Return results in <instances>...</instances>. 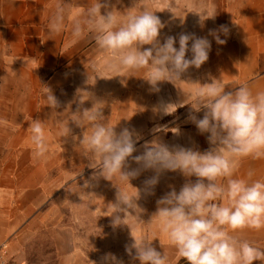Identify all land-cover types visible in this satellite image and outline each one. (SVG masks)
<instances>
[{"label": "crops", "instance_id": "1", "mask_svg": "<svg viewBox=\"0 0 264 264\" xmlns=\"http://www.w3.org/2000/svg\"><path fill=\"white\" fill-rule=\"evenodd\" d=\"M93 2L0 0V120L8 122L6 126L0 125V251L7 264H101L95 257L102 256L83 252L75 239L74 228L64 222L65 196L91 200V210H96L95 192L102 191L104 198L111 199L114 187L103 177L93 179L97 170L89 167L91 161L83 155L79 141L74 139H82L85 130L70 120L78 108L91 109L99 103L97 106L103 107L102 114L115 126L117 134L125 128L133 133L136 152L144 150L145 143L160 142L161 135L173 136L163 139L170 148L181 146L204 152L211 147L207 139L209 134H201L189 119L191 107L189 111L185 106L182 114L184 126L172 125L161 130L160 120L170 115L161 110V82L157 85L159 90L155 91L143 78V72L112 77L103 70L104 54L97 48L93 34L87 31L81 39L72 42L70 17L77 8H87ZM101 2H107L109 10L115 7L124 12L133 7L134 0ZM168 2L156 0L155 5L160 10L155 15L162 24H168L167 38L175 32L171 24L179 14L185 22H190L191 34L211 42L208 60L198 69H188L193 71L191 82L204 84L219 79L226 88L235 89L246 81L253 91L264 90V0H196L206 10L216 12L214 18L202 24L198 15L188 12L189 0H172L174 14L167 10ZM57 4L66 9L64 29L50 35L48 24ZM101 11L103 13L104 9ZM221 26L227 27V34L220 31ZM210 31H215L226 43L218 44ZM164 37L165 27L158 37L161 44ZM148 47L150 45L144 46ZM93 62L98 70L91 67ZM180 83L179 86H186ZM43 85L56 96L60 103L58 108L46 105L41 91ZM198 86L191 83L189 92ZM192 114L197 119L203 118V111ZM35 119L46 124L49 143L46 158L33 156L29 125ZM67 123L70 134L62 137L61 130ZM145 135L153 137L144 142ZM136 152L131 157L140 155ZM131 157L124 170L141 169L135 179L138 182L144 170ZM250 170L254 173L252 180L264 179V159H244L237 176L246 177ZM173 173L169 192L173 188L178 192L189 179L196 180L179 171ZM133 180H130L131 185ZM88 193L94 195L89 198L85 195ZM160 198L156 199L152 210H156ZM137 203L146 210L141 202ZM119 227L127 230L122 229L127 227L125 225ZM129 227L144 234L142 224ZM157 235L159 239L152 243L158 251L172 248L162 234ZM241 235L264 249V229H246ZM107 247L103 257L110 254L111 242ZM172 250L175 255L168 257L169 264H179L183 258L174 248ZM125 256L119 254L116 258L123 264H140ZM253 264L264 262L257 260Z\"/></svg>", "mask_w": 264, "mask_h": 264}, {"label": "clouds", "instance_id": "2", "mask_svg": "<svg viewBox=\"0 0 264 264\" xmlns=\"http://www.w3.org/2000/svg\"><path fill=\"white\" fill-rule=\"evenodd\" d=\"M156 0H134L133 7L120 12L107 2L94 0L87 8H77L72 20V42L81 39L85 32L93 34L97 48L102 52V68L112 77L133 76L143 72V78L158 91L160 82L176 84L190 67L200 68L209 58L211 42L194 34H180L179 48L174 45L176 38L169 36L161 44L158 37L164 27L155 15L158 10ZM175 5L169 0L167 10L173 13ZM188 12L195 13L202 24L214 18L216 12L206 10L196 0H189ZM102 9L104 12L102 13ZM66 9L57 4L48 24L50 35L59 34L64 29ZM174 14V13H173ZM220 31L227 34L226 26ZM218 44L226 43L215 31H210ZM189 41H192L189 49ZM145 45H150L144 48ZM191 51V58L186 53ZM93 70H98L95 62ZM185 94L191 105L189 119L195 123L201 134L208 133L210 149L204 152L181 146L169 147L154 142L144 145V152L134 160L143 170L156 172L144 182L143 190L133 187L130 180L137 177L141 169L125 171L126 162L137 150L133 133L127 128L119 134L115 126L102 114V108L95 103L91 109L78 108L72 113L71 121L85 129L79 147L91 162L90 168L97 171L93 179L103 177L117 188L116 202L111 205L114 227L129 225L125 221L135 216L137 221L149 226L148 234H138L130 228L133 243L126 246L132 260L140 264H169V258L158 251L153 240L162 234L168 245L176 250L187 264H253L264 262V249L244 239V230L264 229V179L252 180L253 171L246 177H238L241 161L244 159H264V90L253 91L248 82H242L235 89H228L219 79L200 84ZM46 105L52 109L60 106L52 90L41 89ZM83 101L81 100V103ZM182 105L166 103L162 105L165 115L172 114ZM203 111V118L197 119L192 112ZM0 120V125H7ZM30 141L34 145L33 156L46 158L49 152L46 124L39 119L29 125ZM70 134L68 123L61 135ZM164 171H179L191 179L177 192L174 188L157 201L156 211L145 223L140 219L144 211L137 203L141 191L153 194L159 174ZM129 185L135 189L130 192ZM88 187V184H85ZM91 198L94 194H85ZM131 210V211H130ZM135 212V215L132 214ZM123 213V217H121ZM160 242V240H159ZM161 247L163 245L160 243ZM133 250L134 254H133ZM101 264H123L114 255L107 254Z\"/></svg>", "mask_w": 264, "mask_h": 264}, {"label": "rangeland", "instance_id": "3", "mask_svg": "<svg viewBox=\"0 0 264 264\" xmlns=\"http://www.w3.org/2000/svg\"><path fill=\"white\" fill-rule=\"evenodd\" d=\"M178 11V8H177ZM165 27V37L163 39V42L167 39V23H163ZM172 28L175 30V32L172 33V37L176 38L175 47L179 48V35L180 34H191V24L190 22H185L183 18L177 14V18L175 23H172ZM192 41H189V49L191 48ZM189 53V54H187ZM186 53V58H191V51ZM191 74H193V71L187 70L184 74L181 76L182 81H177L176 84H173L172 82L163 81L161 82V94H160V101L161 107L163 104L166 103H172L176 105H182L178 106L176 108V111L169 115V117L163 118L159 122V126L162 130L163 127H169L172 125L175 126H184L183 122V112L186 109L190 111V104L184 103V100L186 99V96L184 94L189 92V85L191 83ZM180 84L185 83V87L179 86ZM194 87H191L193 89ZM175 101V103L173 102ZM174 123V124H173ZM153 136L152 135H145L143 137L144 142L149 141ZM173 136L168 135H161L160 142L167 145L166 140L164 141V138H169ZM141 140V141H143ZM146 144V143H145ZM137 144H135L136 146ZM136 152V151H135ZM135 152L133 154H135ZM144 150L137 151L136 154H142ZM131 159L134 161V157H131ZM156 172L152 169L144 170L143 175L138 178V182H136V177L133 178V187H136L138 189L143 190L144 188V182L145 180L156 176ZM174 173L173 171H164L159 174L158 177V183L155 185L154 189L152 190L153 194H145L143 191H141V198L137 202H141L140 205L144 207V210L142 214H140V219H142L145 223H147L150 219L152 214L156 210H152V208L155 207L154 203L156 199L163 197L166 193H168V186L170 185L171 180H173ZM114 186V185H113ZM121 187H126L128 191L135 192V189L132 188L129 185H120ZM116 192L117 188L113 187L112 192V198L107 199L104 198V193L101 191L99 193L98 191L95 192L96 198H95V209L91 210L92 208V201H87V199L83 198H72V197H66L64 198L63 202V208L65 212L64 216V222L68 223L70 226L74 228V234L75 239H77L80 242L81 250L83 252H94L96 255L100 254L102 257L96 256V260H100L102 262L103 253L106 249H108V244L111 242V250L110 254L114 255L115 257H118L119 254L126 255V258L131 259V257L126 252V246H129L133 243L132 237L130 235L129 227H123L122 229L127 230H121L120 227H114L112 224V217L106 216L111 214V205L116 202ZM89 206V208H88ZM90 209V210H89ZM131 211V210H130ZM133 215H135V212H132ZM121 217H123V213L120 214ZM129 226L130 225H138L142 224L144 227V234L149 233V226L140 223L137 221L135 216H129V218L125 221ZM135 232L134 230H132ZM138 233V232H136ZM106 245V247H105ZM162 248H159V250ZM168 257H171L173 253L172 248L166 247L163 250ZM121 252V253H120ZM134 252V250H133ZM177 257V255H176ZM184 260V259H183ZM100 262V263H101Z\"/></svg>", "mask_w": 264, "mask_h": 264}, {"label": "built area", "instance_id": "4", "mask_svg": "<svg viewBox=\"0 0 264 264\" xmlns=\"http://www.w3.org/2000/svg\"><path fill=\"white\" fill-rule=\"evenodd\" d=\"M3 256L4 253L0 251V264H7V261L4 260Z\"/></svg>", "mask_w": 264, "mask_h": 264}, {"label": "trees", "instance_id": "5", "mask_svg": "<svg viewBox=\"0 0 264 264\" xmlns=\"http://www.w3.org/2000/svg\"><path fill=\"white\" fill-rule=\"evenodd\" d=\"M179 264H187V262L185 261V260H181L180 262H179Z\"/></svg>", "mask_w": 264, "mask_h": 264}]
</instances>
